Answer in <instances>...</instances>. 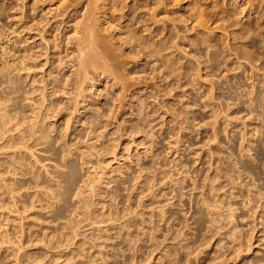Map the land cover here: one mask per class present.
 <instances>
[{
    "label": "rangeland",
    "instance_id": "obj_1",
    "mask_svg": "<svg viewBox=\"0 0 264 264\" xmlns=\"http://www.w3.org/2000/svg\"><path fill=\"white\" fill-rule=\"evenodd\" d=\"M74 1L0 0V264H264V0H99L85 73Z\"/></svg>",
    "mask_w": 264,
    "mask_h": 264
},
{
    "label": "bare ground",
    "instance_id": "obj_2",
    "mask_svg": "<svg viewBox=\"0 0 264 264\" xmlns=\"http://www.w3.org/2000/svg\"><path fill=\"white\" fill-rule=\"evenodd\" d=\"M72 1H74V0H72ZM75 1H78V0H75ZM74 1V2H75ZM80 1V0H79ZM86 1V0H85ZM89 2L88 3H84L85 5H86V13H84L83 15H84V17H85V22L83 21V24H81L82 23V21H81V23H80V25H82V26H80V25H78V26H80V28H82V29H79V30H83L82 31V33L83 34H80V37L81 36H84V37H82L81 39L80 38H78V36H76L78 39H80V40H78V42H77V52H76V54H77V57H75V58H77V61L79 62V63H77V64H79V66H80V68L78 69V71H76V72H79V71H84V73L86 72V70H88V69H85V67H86V64L87 63H89L90 61H89V59L87 58V55H91L90 53H89V51L87 50V49H92V47L91 46H94V48H95V45L96 46H101L102 47V45L101 44H103V39H101V37H100V41H99V39L97 40L96 39V37L94 36V33H93V31H95L94 29H95V27H94V21L96 20V17L94 16V14H95V10H97V9H99V5H97V1H99V0H88ZM112 0H104V4L103 5H107V10H110V9H112V8H118V9H120V8H122V11H123V7L124 6H126L125 4H124V6L122 5V6H120V7H112L113 5H115V4H112V2H111ZM119 1V0H118ZM154 1V0H153ZM70 3H72L71 1H70ZM69 3V4H70ZM77 3V2H76ZM156 6H155V8H154V11H156L157 10V8H159V9H161V8H165L166 6H167V4H169L170 2H169V0H156ZM64 4V3H63ZM68 4V3H67ZM100 4V3H99ZM161 4H162V6H161ZM74 5V4H73ZM119 5V4H118ZM128 5V4H127ZM66 6V5H65ZM130 7H134V6H130ZM136 7V6H135ZM161 7V8H160ZM124 8H126V7H124ZM133 10L134 9H136V8H132ZM139 9V8H138ZM116 10V9H115ZM121 10V9H120ZM130 10H131V8H130ZM140 10V9H139ZM166 10H168V9H166ZM135 11V10H134ZM150 11V10H149ZM136 12V11H135ZM136 14L138 15V17H134V18H140L139 16V14H140V12H136ZM157 14V13H156ZM145 15V14H144ZM90 16L92 17V16H94L95 17V19H94V17H93V19H91L90 18ZM142 16V15H141ZM152 16H154V13L152 12L151 14H150V16H149V18H147V17H142V19H141V21L139 20V22H142V21H144V23L145 22H147L146 24H148V25H150L151 23L149 22L150 20H152L154 17H152ZM134 18H131V19H133V21H134ZM130 19V20H131ZM82 20H84V19H82ZM136 20V19H135ZM156 20V19H155ZM132 21V20H131ZM137 21V20H136ZM152 22H154L153 20H152ZM157 22V21H156ZM96 24V23H95ZM142 25V24H141ZM77 27V26H76ZM155 28H153V30H154ZM147 30H149V29H147ZM76 31L77 30H75V34H76ZM78 32H81V31H77V33ZM96 34V33H95ZM40 35H42V34H40ZM76 35H79V34H76ZM98 36V35H97ZM75 37V38H76ZM126 37V36H125ZM42 38V37H41ZM44 38V37H43ZM68 38V37H67ZM83 38H85V39H83ZM69 39V41L71 40L70 38H68ZM68 39H67V42L69 43V41H68ZM72 39H73V37H72ZM83 42H82V41ZM84 40H86L85 42H84ZM75 41H77V40H75ZM80 41V42H79ZM105 41H106V39H105ZM102 42V43H101ZM110 42V41H109ZM46 43V42H45ZM47 43H48V41H47ZM46 43V44H47ZM50 45V44H49ZM68 45V44H67ZM109 45V44H108ZM105 47V46H104ZM93 48V49H94ZM98 48V47H97ZM49 49V48H48ZM100 49V48H99ZM102 49V48H101ZM100 49V50H101ZM96 50V49H95ZM98 50V49H97ZM104 49H102L101 51L102 52H104L103 51ZM92 51H94V50H92ZM106 51V50H105ZM45 53V52H44ZM74 53V52H73ZM95 53V51L93 52V54ZM241 53V52H240ZM75 54V55H76ZM98 54V53H97ZM97 54H95V56L94 57H91V58H95L96 56H97ZM102 53L99 51V56L101 55ZM109 54V53H108ZM234 54H235V52H234ZM46 55H47V52H46ZM45 54H44V56H46ZM74 55V56H75ZM25 57V56H24ZM46 57H49V55L48 56H46ZM89 57V56H88ZM101 57V56H100ZM103 57H106L104 54H103ZM103 57H102V60H103ZM108 57V56H107ZM110 57V56H109ZM239 57V56H238ZM90 58V59H91ZM113 58V57H112ZM24 59V58H23ZM98 59V58H97ZM48 59L46 58V61H47ZM92 60V59H91ZM94 61H95V63L97 62L95 59H93ZM99 60V59H98ZM101 60V59H100ZM62 62V61H61ZM60 62V63H61ZM101 62V61H100ZM45 63V62H44ZM90 63H93V61L92 62H90ZM108 63V62H107ZM20 64V63H19ZM76 64V65H77ZM45 65V64H44ZM43 65V66H44ZM87 65H89V64H87ZM93 65H95V64H93ZM253 65V64H252ZM19 66V65H18ZM82 66V67H81ZM105 66V65H104ZM103 66V67H104ZM97 67H98V65H97ZM29 69V68H28ZM63 69V68H62ZM96 69V68H95ZM99 70V69H98ZM104 70V69H103ZM94 71V70H93ZM76 72H74L75 74H77L76 75V77L78 76V74H80V73H76ZM104 72H106L105 70L102 72L103 74H104ZM108 72V71H107ZM84 73H81V74H83V76H84ZM81 74H80V76H81ZM94 74H96V73H94ZM70 75V74H69ZM108 75V74H107ZM73 76V75H72ZM80 76H78V77H80ZM71 77V76H70ZM72 78V77H71ZM73 79V78H72ZM75 79V78H74ZM74 79H73V81H74ZM77 79V78H76ZM66 80H69V78L67 77V79ZM69 81H71V80H69ZM76 81V80H75ZM78 81H79V79H78ZM57 82V81H56ZM72 82V81H71ZM82 82V81H81ZM66 83V82H65ZM68 83V82H67ZM66 83V84H67ZM75 83H79V82H73V84H75ZM69 84V83H68ZM80 84V83H79ZM79 84H77V85H75L76 87H75V89L76 88H79L81 85H79ZM83 84V83H82ZM48 85V84H47ZM61 86V85H60ZM63 86V85H62ZM74 86V85H73ZM56 87V86H55ZM64 87L65 88H67L65 85H64ZM63 88V87H62ZM81 88V87H80ZM55 91V90H54ZM74 91H76V90H74ZM80 91V90H79ZM40 92H42V91H40ZM61 92H63V89H62V91ZM60 92V93H61ZM64 92H67V91H64ZM83 92V91H82ZM81 92V93H82ZM70 93H73V91L72 92H70ZM69 93V94H70ZM80 93V92H79ZM80 93V94H81ZM64 94V93H63ZM50 95H52V94H50ZM68 95V94H67ZM76 95H78L77 94V92H76V94L75 93H73L72 94V96L73 97H76ZM43 96H45V95H43ZM60 96V95H59ZM79 97H80V95H79ZM79 97H76V99H74L75 101L74 102H76V100H77V98H79ZM71 98V97H70ZM45 99V98H44ZM48 99V98H47ZM65 102V101H64ZM69 102V101H68ZM76 103H78V101L76 102ZM70 104V103H69ZM75 104V103H74ZM62 105V104H61ZM66 106V105H65ZM50 108V107H49ZM60 107H59V105H58V109H59ZM61 109V108H60ZM111 109V108H110ZM49 110V109H48ZM52 111V110H51ZM56 112V111H55ZM111 112V111H110ZM59 113V112H58ZM53 115V114H52ZM106 115H107V113H106ZM53 117V116H52ZM108 118V117H107ZM96 119V118H95ZM100 119V118H99ZM90 120V119H89ZM101 124V123H100ZM68 125V124H67ZM96 125V124H95ZM97 127V126H96ZM66 129H67V127H66ZM33 137V136H32ZM103 147V146H102ZM89 151V150H88ZM99 151V150H98ZM90 152H91V150H90ZM100 153V152H99ZM95 155H97V154H95ZM21 171V170H20ZM35 175V174H34ZM36 178V177H35ZM38 179V178H37ZM38 183V182H37ZM18 185V184H17ZM22 187V186H21ZM5 188V187H4ZM8 188V187H7ZM13 188V187H12ZM18 188V187H17ZM14 189V188H13ZM12 189V190H13ZM20 190V189H19ZM7 191H8V189H7ZM81 191V190H80ZM16 193V192H15ZM22 193V192H21ZM13 194V193H12ZM11 194V195H12ZM37 194H39V193H37ZM57 194V193H56ZM43 195V194H42ZM81 195V194H80ZM10 196V195H9ZM16 196V195H15ZM19 196V195H18ZM21 196V195H20ZM19 196V197H20ZM39 196V195H38ZM54 198V197H53ZM35 199V198H34ZM43 199H45V198H43ZM19 200V199H18ZM31 200V199H30ZM29 200V201H30ZM38 200V199H37ZM50 200V199H49ZM28 201V202H29ZM41 202V201H40ZM39 202V203H40ZM44 202V201H43ZM42 204V203H41ZM15 205V204H14ZM17 205V204H16ZM52 205V204H51ZM23 206V205H22ZM31 206V205H30ZM47 206H48V204H47ZM62 208V207H61ZM71 208V207H70ZM26 209V208H25ZM40 209V208H39ZM75 209V208H74ZM24 217V216H23ZM76 219V218H75ZM22 222V221H21ZM75 222V221H74ZM25 223V222H24ZM77 224V223H76ZM84 225V224H83ZM22 228V227H21ZM23 229V228H22ZM21 231V230H20ZM13 233V232H12ZM5 234H7V233H5ZM23 234H25V233H23ZM31 234V233H30ZM7 235H9V234H7ZM76 236V235H75ZM6 237V236H5ZM4 237V238H5ZM9 237H11V236H9ZM23 237H25V236H23ZM14 238H15V236H14ZM1 239H2V237H1ZM7 239V238H6ZM16 239V238H15ZM32 239V238H31ZM68 239V238H67ZM3 240V239H2ZM1 240V241H2ZM5 240V239H4ZM3 240V241H4ZM8 240V239H7ZM21 240H22V238H21ZM2 241V242H3ZM13 240H11L10 241V239L8 240V242H4V243H11V244H16V243H13L12 242ZM25 241V240H24ZM57 241V240H56ZM44 242V241H43ZM74 243V242H73ZM3 244H1L0 246H2ZM9 245V244H8ZM48 245V244H47ZM68 245H69V243H68ZM71 245V244H70ZM16 246V245H15ZM10 247V246H9ZM69 247V246H68ZM76 247V246H75ZM79 247V246H78ZM11 248H12V246H11ZM16 248H17V246H16ZM22 248V247H21ZM15 251H16V249H14ZM20 250V249H19ZM8 251H10V250H8ZM21 251V250H20ZM19 252V251H18ZM85 252H87V251H85ZM8 254V253H7ZM29 254V253H28ZM16 256H17V254H16ZM9 257V256H8ZM29 257V256H28ZM5 258V257H4ZM12 258V257H11ZM39 258V257H38ZM19 259V258H18ZM22 259V258H21ZM12 260V259H11ZM39 260V259H38ZM8 261V260H7ZM26 261V260H25ZM33 261H35V260H33ZM1 262H2V260H1ZM14 263H16V261H13ZM39 262H43V260L42 261H39ZM19 263V262H18ZM7 264V263H6ZM44 264V263H43Z\"/></svg>",
    "mask_w": 264,
    "mask_h": 264
}]
</instances>
